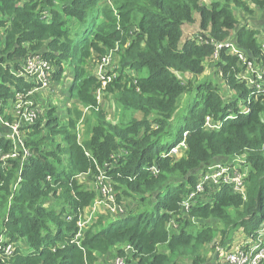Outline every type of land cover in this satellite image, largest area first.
Listing matches in <instances>:
<instances>
[{
	"label": "trees",
	"instance_id": "obj_1",
	"mask_svg": "<svg viewBox=\"0 0 264 264\" xmlns=\"http://www.w3.org/2000/svg\"><path fill=\"white\" fill-rule=\"evenodd\" d=\"M260 10L264 0H0V55L8 62L0 66L4 117L12 121L5 108L10 98L34 87L14 74L31 53L56 67L55 80L68 61L75 73L69 97L92 113L81 135L78 124L85 117L76 103L64 123L44 111L24 129V145L32 152L26 161L22 151L3 158L15 144L0 125V238L6 229L3 241L17 247L0 264H96L109 254L127 264H206L204 249L217 233L213 248L227 244L239 229L254 234L264 221V93L240 79L246 65L237 55L226 48L214 54L216 43L234 34L237 47L261 66L258 32L240 25L237 13ZM196 18V35L184 39V27ZM110 51L117 54L119 71L102 96H111L123 111L114 123L96 95L102 82L88 71ZM206 63L218 68L234 96L225 99L215 78L198 80ZM184 97L191 99L182 112L187 116L169 144ZM209 120L221 126L209 127ZM183 141L182 157L168 154ZM235 157L249 167L245 191L207 184L184 212L202 167ZM83 173L104 175L116 205L149 204L147 209L131 210L108 228L101 226L109 216L101 215L79 244L73 242L81 213L97 198L79 183Z\"/></svg>",
	"mask_w": 264,
	"mask_h": 264
},
{
	"label": "rangeland",
	"instance_id": "obj_2",
	"mask_svg": "<svg viewBox=\"0 0 264 264\" xmlns=\"http://www.w3.org/2000/svg\"><path fill=\"white\" fill-rule=\"evenodd\" d=\"M202 2L204 4H209L211 2V0H202ZM198 17V15H197ZM0 18H5V16H3L2 14H0ZM198 18H196V22L194 24H188L189 26H185L184 27V39H187L189 37H191L192 35H196L197 33V26L195 25L198 22ZM5 29L1 28L0 29V47L2 46V38H3V34H4ZM35 56L34 53H31L29 55V57L27 58L26 62H22L20 68L16 71H14V74L18 75V76H30L32 83L34 84V87L28 91H31V94L27 95L28 91H24L20 92L17 94L16 100H13L14 97L10 98V103L6 105V111L8 113V115L12 118V122L4 119V112H2L1 108H0V116L3 118V121L6 122H10V123H14L15 121L19 120V116L20 114L18 113V103L22 105V102H24V105L29 107L31 105H29L30 103H32L33 106L36 107V111H37V119L38 120L42 113L44 111H49L52 110V113L56 116L59 115L61 118V122L64 123V121L67 119V110L69 108H72L73 105L76 103L79 108H81L83 110L84 113V120L79 124H78V131L80 132L81 135H83L86 132V123H85V119L88 118L89 116H92V113L90 111L89 108L84 107L82 105H80V103L75 100V99H70L69 97V87L71 86L72 82L74 81V70L71 68V65H69V62H64L62 64L63 66V72L61 77L59 78V80H55L54 76H51V78L49 77L51 72H52V68L56 67L50 63L51 67L47 70H44V75L45 78L42 80L41 78H39V72L40 70L37 67V64L34 66L33 64L35 63V61L33 60V57ZM98 59L96 58V61ZM95 61V62H96ZM8 62H3L2 61V57L0 55V66H4L7 67ZM108 68L110 70H114L116 72L119 71V65H118V59H117V54H114L113 58L111 59V63L108 66ZM20 71L22 72V75ZM88 71L93 73L95 76H97L98 73V68H96L95 70V66H92V63L89 64L88 67ZM190 75L187 76V78H189ZM215 78L214 81H218L220 84V88H221V94L223 95V97L225 99H229L232 96H234L236 93L235 91L231 90L227 84L225 83V80L221 77L218 68L215 67H211L209 63H206V70L204 72V74L200 77H198V80H206L207 78ZM241 80H246L244 79L242 76H240ZM249 86V85H248ZM96 95L97 98L99 100V103L101 105V107L105 110V112L107 113L108 116V120L110 122H118L121 120V118L123 117V111L122 109L118 106V104L116 103V101H114L111 96L109 98L105 97V93L103 94V88H98L96 90ZM190 97L192 98L193 95H190ZM191 99H188L187 97H184L181 103V106L179 108L178 111V117H176L172 123V127H171V134L166 138L167 143H172L173 139H174V134L176 133L179 125H180V118L187 116V113H182L183 111H185V109H187L189 107V103ZM1 103V102H0ZM245 103L244 101H240L239 105L243 106ZM3 105V104H2ZM22 105V108L23 106ZM1 106V105H0ZM31 110H33V112H35V109L30 107ZM187 112V111H186ZM181 118V120H182ZM0 125H3L2 122L0 121ZM56 139L58 140V142H61V136H56ZM180 144V143H179ZM178 146V145H177ZM184 145H180L178 152L177 153H171L169 155L175 156L177 158H180L184 155ZM170 152V151H169ZM228 160V159H226ZM223 161V160H218L217 162H213V164L215 166L217 165H221V164H225V163H229L227 161ZM213 166V165H212ZM249 170V168H248ZM79 183L81 184L82 182H84L87 187L91 190H95L96 191V195L97 198L94 201V203L88 207L86 209L85 213H81L79 220H80V225L79 228L81 229L82 235H84V233L91 227L94 225V223L97 221V219L101 216V215H108L109 218L105 221L104 225H102L101 227H105L108 228L109 226H111L113 223L119 222L118 220L123 218L132 212H140L141 209H147V206L149 204H145V205H133V203L130 202H126V204H122V208H118V206H116L114 203H108V201H106L107 196L110 197H116V193L115 190L110 187V186H102V180L107 179L104 175L100 174V175H91L89 173H83L81 175H79L78 177ZM130 203V204H129ZM149 203H151L149 201ZM133 212V213H134ZM186 212V210L184 211ZM123 215V216H121ZM73 217V216H72ZM111 218H117V219H111ZM119 218V219H118ZM122 219V220H123ZM176 224V223H174ZM219 225V224H218ZM100 227V228H101ZM219 227H221V225H219ZM237 233H241V229H239L237 231ZM220 241V235L219 233H217L216 238L213 240V242L210 245H207L204 249V254H207V259H206V264H208V259L209 257L213 258V262L215 264V260L220 256V255H214L213 254V250L210 252V249L212 246H214L215 244H218L217 242ZM225 248L222 247L220 249H217L215 251H217V254H220L222 251L224 252ZM230 249V247H229ZM222 252V253H223ZM118 256H111L106 255L103 256L102 259H98V261L96 262V264H114L115 259ZM187 264V262H184Z\"/></svg>",
	"mask_w": 264,
	"mask_h": 264
},
{
	"label": "built area",
	"instance_id": "obj_3",
	"mask_svg": "<svg viewBox=\"0 0 264 264\" xmlns=\"http://www.w3.org/2000/svg\"><path fill=\"white\" fill-rule=\"evenodd\" d=\"M45 16H48V12H44ZM264 49V44L262 45ZM226 48L231 54H235L238 56V58L246 65V70L240 75L244 79L247 80V84L249 87H252V89H255V93H264V63L261 66H257L255 61L250 60L249 56H247L237 45L233 42V39H230L224 43L217 42L216 43V51L214 54V57H217L218 52ZM114 51H110L109 53L105 54L103 57L98 59L95 63V70L98 68L97 73V79L102 82V86L100 87L106 88L109 82L113 80V78L116 77L117 72L114 70H110L108 66L111 63V59L114 56ZM33 60L35 63L34 66L37 64L39 72V78L42 80L45 78L44 70H47L51 67L48 60L42 57L40 54H35L33 57ZM27 61V60H26ZM53 71V68H52ZM22 75L23 71H20ZM18 76V75H17ZM52 76V72L50 74V78ZM24 78L28 82H32L30 76H18ZM97 92V91H96ZM24 93V92H23ZM18 94V93H17ZM31 94V91L27 92V95ZM19 95V94H18ZM17 97V96H16ZM251 99L249 98L248 101ZM1 102V101H0ZM0 108L2 107V102L0 103ZM22 105H24V102H22ZM22 105L18 103V113L20 114L19 120L15 121L14 123H10L12 121H3V118L0 116V121L2 122V126L7 128L8 137L11 138L15 144V149L11 155L4 156L3 158H14L18 157L19 154L22 153L23 155V161H26L29 156H31L32 152L29 148H27L24 145L25 140V127H29L36 123L37 119V111L36 107L30 103L31 106L24 105L22 108ZM35 109V112L31 110V108ZM207 125L212 128H219L221 126V123H212L210 120L207 122ZM184 145L185 142L183 141L178 146L172 148L169 152L171 153H177L179 146ZM248 168L247 163L245 159L242 157H237V160L235 162H229V163H223L221 165H213L208 166L201 170L199 172V177L197 180V184L194 190H192L187 198L184 200L182 206L184 207V210L188 211L191 207V205L194 203L196 198L205 191L206 185L208 184L211 187H214L215 189L219 190L222 186H231L235 192H244L246 189V177L248 174ZM152 170L154 172H157L154 167H152ZM20 180V178H19ZM18 180V181H19ZM110 186L113 190V187L107 183L103 184L102 186ZM116 197H110L107 196L106 201L108 203H114L115 204ZM116 205V204H115ZM118 208H122L120 205H116ZM123 209V208H122ZM72 217L70 215L67 216V220H71ZM80 225V220H78V226ZM6 229L1 234L0 238V257L4 261V259H10L14 256L16 251V245L13 242L3 241L6 237ZM82 237L81 229L76 233L73 242L80 243V238ZM225 251L220 253L219 257L217 258L216 264H264V221L262 222L261 226L254 234H251L249 236H246V238L242 241V243L236 247H230V245L223 246ZM230 247V249H229ZM129 251L130 249H133L131 246L126 247ZM114 264H127V259L118 256Z\"/></svg>",
	"mask_w": 264,
	"mask_h": 264
},
{
	"label": "crops",
	"instance_id": "obj_4",
	"mask_svg": "<svg viewBox=\"0 0 264 264\" xmlns=\"http://www.w3.org/2000/svg\"><path fill=\"white\" fill-rule=\"evenodd\" d=\"M237 13L239 14L238 16L240 17V25H246L251 29H254L258 32V39L259 41L264 44V10H260V11H256L254 14L251 15H247L244 16V13L237 11ZM233 35L232 34V39H233ZM234 40V39H233ZM237 160V157L233 158V159H228L226 160L227 162H235ZM225 161V160H224ZM119 219V218H118ZM246 238V235L243 234V232L241 231V233H235L233 236V239H231L226 245H230V247H236L238 245H240L242 243V241ZM215 246V245H214ZM223 246H216L215 248L210 249V253L213 250V254L214 255H219L217 254L218 249L222 248ZM217 249V251H215ZM209 253V254H210ZM208 264H214L213 262V258L209 257V259L207 260ZM217 259L215 260V264H216Z\"/></svg>",
	"mask_w": 264,
	"mask_h": 264
},
{
	"label": "water",
	"instance_id": "obj_5",
	"mask_svg": "<svg viewBox=\"0 0 264 264\" xmlns=\"http://www.w3.org/2000/svg\"><path fill=\"white\" fill-rule=\"evenodd\" d=\"M221 159H222V158H221ZM216 162H217V161H216ZM214 163H215V162H214ZM212 165H214V164H213V163H209V164L203 166L201 170H203L204 168H206V167H208V166H212Z\"/></svg>",
	"mask_w": 264,
	"mask_h": 264
}]
</instances>
